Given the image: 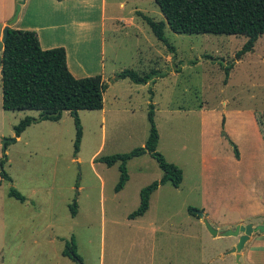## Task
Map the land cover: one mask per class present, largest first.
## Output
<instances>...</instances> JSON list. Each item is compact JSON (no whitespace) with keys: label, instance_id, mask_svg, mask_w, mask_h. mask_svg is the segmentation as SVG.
Here are the masks:
<instances>
[{"label":"rangeland","instance_id":"374dc122","mask_svg":"<svg viewBox=\"0 0 264 264\" xmlns=\"http://www.w3.org/2000/svg\"><path fill=\"white\" fill-rule=\"evenodd\" d=\"M106 1L107 14L121 17L123 25L113 23L104 33V76L156 71L154 83L108 79L104 121L98 111L76 112L81 138L75 156L67 113L2 148L13 138L12 127L36 114L3 111L0 90V264H77L61 255L70 239L80 264H236L229 253L234 239L211 237L193 211L207 215L217 232L264 219V136L255 123L264 111V35L235 60L245 36L176 34L164 24L166 47L141 17L164 23L153 0ZM91 38L80 56L88 72L99 58L96 31ZM149 104L156 152L180 170L181 182L158 186L146 212L128 220L139 190L161 171L148 154L132 158L125 164L127 181L114 193L117 164L93 161L143 145ZM10 188L26 202L8 197ZM258 241L263 232L245 241L240 264H248L247 256L257 263L254 251L264 250Z\"/></svg>","mask_w":264,"mask_h":264},{"label":"trees","instance_id":"16d2710c","mask_svg":"<svg viewBox=\"0 0 264 264\" xmlns=\"http://www.w3.org/2000/svg\"><path fill=\"white\" fill-rule=\"evenodd\" d=\"M61 1V0H56ZM163 22H154L141 15L155 38L166 44L163 36L164 24L176 34H223L243 35L246 37L241 48L235 52L234 59L252 50L256 39L264 35V0H153ZM167 45V44H166ZM168 47V45L166 46ZM1 108L3 111H31L37 117L24 116L12 127L13 139L18 137L30 124L39 121H57L62 112H68L73 120L74 138L72 155L78 152L81 127L76 116L77 111H99L102 108V94L107 88L99 75L74 78L65 64L62 48L40 49L34 32L9 28L0 52ZM230 67V66H229ZM224 70L225 78L227 71ZM156 71L138 75L132 70L123 69L113 76L111 81L127 80L134 85L153 84ZM153 106L149 104L146 111L148 134L142 146L126 153L113 154L94 159L106 167L117 164L118 179L114 193L119 192L127 181L125 164L132 158L148 154L154 160L161 177L138 192V205L127 215L128 220L141 217L147 210L149 196L158 186L169 182L174 188L181 182L180 170L164 160L156 152L157 132L153 122ZM258 128L264 136V111L255 118ZM233 156L238 158L235 147ZM2 165V161H0ZM2 176L9 180L3 173ZM8 197L23 202L24 197L13 189ZM192 214L191 209H187ZM69 214H76L75 204L69 206ZM75 263L80 258L75 252L72 239L64 244L61 251Z\"/></svg>","mask_w":264,"mask_h":264},{"label":"crops","instance_id":"0c3cea01","mask_svg":"<svg viewBox=\"0 0 264 264\" xmlns=\"http://www.w3.org/2000/svg\"><path fill=\"white\" fill-rule=\"evenodd\" d=\"M17 1L18 0H0L1 31L6 23L11 19ZM106 3V0H23V3L19 7L16 21L10 26V28L15 30L34 32L38 41V45L42 50L62 48L65 53V64L67 70L74 78L99 75L103 81V79H106V77L104 76V67L102 61L104 51V33L105 31H110L113 23L119 24L120 26L123 25L121 17L107 14ZM114 4H117L118 8L123 6L122 1ZM95 31L96 38L98 39L96 55H99V58L96 61L97 67L95 69H92L93 72H88L84 69L85 64L82 62V59L80 57L81 51L83 49L82 44H84V46L88 45ZM84 55H88V53L85 52ZM112 78L113 76L109 77L108 79ZM108 79H106L107 88L102 94V108L98 111L101 114L102 121H104V114L106 110L104 105V96L105 92L109 90V83L107 82ZM114 82H122L123 84H127L125 83L127 82L126 79ZM111 100L114 102L116 101V98L112 97ZM62 113H67L69 115L68 112ZM35 114L36 115L34 116V118L37 117V113ZM60 119L61 117L57 121L34 122L30 124L18 137L14 138V141H18L32 128L56 124L60 121ZM25 202L26 199L24 197L23 202L19 203ZM205 217L207 218V215H205ZM262 221H264V219L261 218L254 223H246L256 225ZM249 238L250 236L248 237V239ZM233 239L234 243L231 245H235L237 241L236 238ZM31 242L34 243L36 242V240L32 239ZM257 244L264 245V241H258ZM254 253L257 258H259V260H257V263H254L252 259L250 261V258L246 255L247 263L263 264L264 250L263 252L254 251Z\"/></svg>","mask_w":264,"mask_h":264},{"label":"water","instance_id":"95a60500","mask_svg":"<svg viewBox=\"0 0 264 264\" xmlns=\"http://www.w3.org/2000/svg\"><path fill=\"white\" fill-rule=\"evenodd\" d=\"M22 3H23V0L17 1L16 5H15V10H14V13H13L11 19L2 28L1 36H0V52L2 50L5 39L7 37V31L10 28V26L12 24H14V22L16 21V17H17L18 11H19V7ZM0 60H1V58H0ZM13 141H14L13 138L9 139V140H4L3 142H1L2 148L4 147L5 142L12 143ZM193 213L195 214L196 217H198L200 219L204 228L206 229V231L208 232V234L211 237H219V238L232 237V238L237 239L236 244L229 251V253L234 254L236 264H240L238 262L239 252H240L241 248L243 247V244L245 243V241L248 239V237L254 232H258V233L264 232V221L260 222L259 224L255 225V226H252L250 223H248L245 225H236L233 229H226V230L217 232V230L213 229L209 225V223L206 220L204 213H202L201 211H193ZM77 264H80V263L77 262Z\"/></svg>","mask_w":264,"mask_h":264}]
</instances>
